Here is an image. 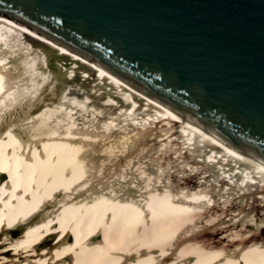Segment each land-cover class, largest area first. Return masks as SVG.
Returning a JSON list of instances; mask_svg holds the SVG:
<instances>
[{
    "label": "bare ground",
    "instance_id": "obj_1",
    "mask_svg": "<svg viewBox=\"0 0 264 264\" xmlns=\"http://www.w3.org/2000/svg\"><path fill=\"white\" fill-rule=\"evenodd\" d=\"M67 44L0 9V264H264L226 256L240 230L223 252L182 250L205 213L264 191V155ZM183 170L202 188L185 200L135 182Z\"/></svg>",
    "mask_w": 264,
    "mask_h": 264
},
{
    "label": "water",
    "instance_id": "obj_2",
    "mask_svg": "<svg viewBox=\"0 0 264 264\" xmlns=\"http://www.w3.org/2000/svg\"><path fill=\"white\" fill-rule=\"evenodd\" d=\"M0 9L264 155V0H0Z\"/></svg>",
    "mask_w": 264,
    "mask_h": 264
},
{
    "label": "rangeland",
    "instance_id": "obj_3",
    "mask_svg": "<svg viewBox=\"0 0 264 264\" xmlns=\"http://www.w3.org/2000/svg\"><path fill=\"white\" fill-rule=\"evenodd\" d=\"M125 154L122 153L119 156H124ZM130 167L131 165L126 167L125 170L123 171H130L129 170ZM137 167H138L137 164H135V166L131 168V171H136L135 169ZM143 169L144 168H141V170ZM178 172L180 176L178 174L176 175L171 173L172 178H174V179H170L171 180L170 182L172 183L168 182L169 184H163L164 182H162L159 185L151 186V189L150 186L147 187L148 179H143L139 175H136L138 181L135 180V182L136 183L138 182L140 187L143 190H145L143 191L145 192L143 197L146 198V200L152 199V201L154 199L151 197L155 193L152 190H155V188L153 187L156 186L159 187L158 189L160 190H167L164 192V194H166L167 196L172 195L171 196L172 198L181 197L183 200H185V197L187 195H188L187 197L189 196L192 197L194 196L193 195L194 193L202 189L200 187L201 182L199 183L200 177L193 176L200 174H197L195 172L188 173L184 170ZM133 173H138V172H133ZM155 176L162 177V175H155ZM210 180H214V179L210 178ZM118 181H121V179H119ZM212 184L219 185L222 184V182L217 181V179L215 178V180L209 183L208 185L210 186ZM129 186L133 187L132 184ZM202 187H207V185H203ZM168 188H172L173 190ZM239 196L240 195H237V198ZM236 199L228 201L231 204V206H228L227 204L226 206H224L223 204L215 206V210L217 214H215L214 212H211L210 214L205 213V215L202 217L201 220H197V223L193 224L194 227H192V229H190V231L188 232V234L190 235L193 234L192 236H194L193 239H191L193 240V242L191 243L193 244L194 247L191 251H187L184 249L182 250L185 252H194L193 255H195V257L197 258H202L204 256H207L208 254L212 255L217 252H223L224 248L219 247V244L217 243L223 242L225 244L227 243L232 244L229 242L230 238L234 236L238 230H240L241 231L240 234H244L246 236L245 240H241L242 246L235 249L232 247H228L225 250L226 256L235 253L236 249L240 250V254L243 256L247 254L245 258L250 259V261L255 260L253 258V254L264 255V191L257 192L253 194L252 197L247 195L244 199H240V200H236ZM232 201H235V203H233ZM185 202L190 203L188 199ZM185 205L186 204L182 202L183 208ZM218 215L219 217H217ZM217 219H219L220 222ZM216 223H218V225H215ZM204 228H207L206 232H200V230H205Z\"/></svg>",
    "mask_w": 264,
    "mask_h": 264
}]
</instances>
